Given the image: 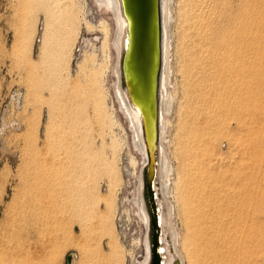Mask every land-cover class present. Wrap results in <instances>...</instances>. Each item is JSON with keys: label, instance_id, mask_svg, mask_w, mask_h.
<instances>
[{"label": "rangeland", "instance_id": "1", "mask_svg": "<svg viewBox=\"0 0 264 264\" xmlns=\"http://www.w3.org/2000/svg\"><path fill=\"white\" fill-rule=\"evenodd\" d=\"M91 1L0 0V264L141 260L120 205L139 157L113 99L114 24ZM168 6L173 264L200 263L209 212L231 214L236 264H264V0Z\"/></svg>", "mask_w": 264, "mask_h": 264}, {"label": "bare ground", "instance_id": "2", "mask_svg": "<svg viewBox=\"0 0 264 264\" xmlns=\"http://www.w3.org/2000/svg\"><path fill=\"white\" fill-rule=\"evenodd\" d=\"M91 2L94 5H96L99 9L110 11L112 15V19H113L114 31L112 34V38L110 40V44L114 52V61L111 66L112 67L111 71L114 75L113 84H112V92L114 96L113 99L117 103L119 111L121 112V114L123 115L127 123L126 127L128 126L127 129L130 135L129 138L131 139V143H132L130 144L131 148L135 151V153L139 157L138 163H135V161L131 160L133 164H136L134 191L130 197L126 198L123 196L120 199L121 200L120 205H122L123 203L125 204L128 203L129 204L128 207H131L130 210L128 209L129 212H133L134 217H136V219L139 221V223L141 224L143 228L142 229L143 234H142V237L139 243L143 251H142V254L140 255L141 260L136 261L135 264H148L149 252L147 248V237H146L147 220H146V215H145L142 197H141L142 195L141 171L145 165L146 156H145L144 147H143L141 136H140L139 118L137 116L136 111L133 110L127 104L124 98V95L121 92L119 88V84H118V79H119L118 60H119V53H120V47H121L120 44H121L124 23L119 14L118 0H92ZM160 5H161V23H162V36H161L162 68H161V75H160V81H159V94H158L159 95V117H158L159 127H158V153H157V180L159 181V193L161 196L160 201L163 206L162 205L160 206L162 209V214L161 213L159 214V220L161 222V226L163 227V231H166V233L168 234L169 244L171 247L172 254L174 256L175 252L173 250V247L175 248V250L177 249L176 246L178 244V233L171 223V213L173 212V205L168 197V192H169L168 182H169V177L172 174L171 172H173L172 171L173 167L171 163H169V160L167 157V150L165 146L166 144L165 133L167 129L166 117L170 113L171 106H172V100H173V97L170 94V91L167 89L169 86L170 75H171V71L169 69V64H170V60H169L170 39L169 38L170 37H169V32H168L169 31L168 30L169 20H170L169 6H168L169 0H160ZM87 24L89 25V23ZM100 27L102 28L101 30L105 32L104 33L105 39L102 42V46H103L107 38V33H106L105 25L103 23H100ZM88 41L89 39L84 40L83 41L84 45H86V43L88 44ZM85 54L86 53L83 52V56ZM202 66L203 65L201 64L200 67ZM199 79H200V82H204L201 76L199 77ZM208 96H210V94ZM14 99L16 101V104H18L17 101L19 99V96L18 97L14 96ZM228 214L229 212H209L207 214H204L205 217L203 216L204 217L203 219L205 220L204 226L206 230L203 231V235L205 236V241L203 240L204 238H202V241H204L205 243L204 244L205 248L202 250L200 249L199 256L201 257H200L199 264H236V263L242 262L241 254L243 253L244 248L241 245V242L243 240L237 239L236 235L239 234L238 232L232 231V229H229L231 228L229 227V224L232 223V219H231L232 217H231V214L230 215ZM117 216L115 217V222L117 220ZM201 224L203 223L201 222ZM198 227H199V224H198ZM161 251H162L161 254H163V260H161L160 264H173V258L168 252L167 244L164 239H163V245H162ZM194 262L195 261H192L189 264H192Z\"/></svg>", "mask_w": 264, "mask_h": 264}, {"label": "water", "instance_id": "3", "mask_svg": "<svg viewBox=\"0 0 264 264\" xmlns=\"http://www.w3.org/2000/svg\"><path fill=\"white\" fill-rule=\"evenodd\" d=\"M124 28L118 60V84L127 104L139 118L146 156L141 171L142 202L147 220L148 264H160L163 239L173 261L168 234L163 231L159 181L157 180L159 81L162 68L160 0H118ZM163 206V205H162ZM65 257L66 264L70 258Z\"/></svg>", "mask_w": 264, "mask_h": 264}]
</instances>
